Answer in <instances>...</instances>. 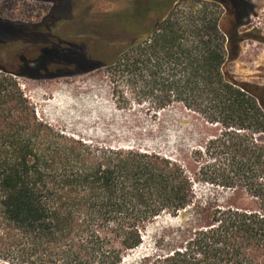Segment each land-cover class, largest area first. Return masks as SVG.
<instances>
[{
	"label": "trees",
	"instance_id": "16d2710c",
	"mask_svg": "<svg viewBox=\"0 0 264 264\" xmlns=\"http://www.w3.org/2000/svg\"><path fill=\"white\" fill-rule=\"evenodd\" d=\"M157 3L143 35L86 36L114 51L78 72L105 68L115 107L159 119L160 131V116L174 112L186 139L170 152L87 140L38 117L17 76L69 56L73 37L21 56L19 71L0 66V264H264V84L230 73L231 33L207 3L198 11ZM71 4L54 0L51 22ZM116 14L107 20L128 33L146 15ZM248 16H235L236 26ZM51 22L0 17V44L45 38ZM165 214L179 223L126 263Z\"/></svg>",
	"mask_w": 264,
	"mask_h": 264
},
{
	"label": "rangeland",
	"instance_id": "374dc122",
	"mask_svg": "<svg viewBox=\"0 0 264 264\" xmlns=\"http://www.w3.org/2000/svg\"><path fill=\"white\" fill-rule=\"evenodd\" d=\"M150 0H72L69 10L65 11L54 23L51 22L54 3L47 0H0V17L27 23L42 22L44 18L53 24V33L39 40L29 42H10L0 44V66L10 71L20 70V57L35 58L42 48L59 42L63 36H71L79 46H71L69 56H57L41 62L52 71H61L59 76H17L18 80L35 105L36 113L59 129L87 140L122 147H140L170 152L173 147L186 139L180 132L182 125L176 122L177 115L165 113L160 116L163 130L157 122L142 111L121 110L115 107L108 73L105 68L78 72L79 68L91 66V59L108 60L113 48L104 44L101 48L87 40L88 35L99 34L106 38L130 41L143 35L158 12ZM168 9L177 11H198L201 4L207 3L208 11L221 17V24L228 31L230 40L227 68L238 81L264 84V0H249L255 11L242 24L236 26L234 14L228 5L217 0H167ZM170 1V2H169ZM230 6V5H229ZM151 7V8H150ZM167 9V8H166ZM114 17L145 13L142 22L135 25V32H125L107 20L110 13ZM120 12V13H119ZM51 15V16H50ZM87 36V37H86ZM89 38V37H88ZM74 39H67L73 43ZM86 39V40H85ZM86 43L82 44L81 41ZM52 42V43H51ZM79 64H83L81 67ZM44 72L43 69H41ZM69 74H65L68 73ZM73 72V73H72ZM198 195H205L208 186L199 184ZM179 216L163 215L148 226L140 246L126 257V263L138 260L146 253L155 251L156 239L163 227L177 225Z\"/></svg>",
	"mask_w": 264,
	"mask_h": 264
},
{
	"label": "flooded vegetation",
	"instance_id": "af4514ba",
	"mask_svg": "<svg viewBox=\"0 0 264 264\" xmlns=\"http://www.w3.org/2000/svg\"><path fill=\"white\" fill-rule=\"evenodd\" d=\"M52 2L54 3V0H52ZM224 3L228 5L229 12L232 13V14H234V16L247 15V14H249V16H250L255 11L254 6L250 3L249 0H235L234 3H232L229 0H224ZM47 21H48V18L46 17V18H44V20L42 22L47 23ZM57 43L61 44L62 43V39L59 42H57ZM54 44H56V43H54ZM69 45L70 46H76L77 44H75L73 42L72 44L70 43ZM31 59H33V58H31ZM44 60H46V59H44ZM33 62H35V61H33ZM41 69H43L44 72H42V70L38 69L37 74H31L29 72L30 74H27V75H29L30 77H34V75H37L38 78H41L43 76L54 77V76H59L61 74V71H59V70L58 71H52V70H50L47 64H43ZM65 74L68 75L69 72L68 73H65Z\"/></svg>",
	"mask_w": 264,
	"mask_h": 264
}]
</instances>
